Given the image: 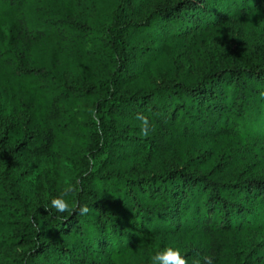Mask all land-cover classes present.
<instances>
[{
  "label": "trees",
  "instance_id": "obj_1",
  "mask_svg": "<svg viewBox=\"0 0 264 264\" xmlns=\"http://www.w3.org/2000/svg\"><path fill=\"white\" fill-rule=\"evenodd\" d=\"M253 15L264 0H0V264H264L230 251L264 228V175L220 148L263 141L264 63L203 58Z\"/></svg>",
  "mask_w": 264,
  "mask_h": 264
},
{
  "label": "rangeland",
  "instance_id": "obj_2",
  "mask_svg": "<svg viewBox=\"0 0 264 264\" xmlns=\"http://www.w3.org/2000/svg\"><path fill=\"white\" fill-rule=\"evenodd\" d=\"M12 22L13 17L0 16V47L3 49L10 47L8 27ZM204 34L203 58L207 61L221 59L240 63L244 59L255 57L264 63V19L256 15L246 19L236 16L225 19ZM0 114H6V112H0ZM262 140V142L257 141V147H251L249 139L240 136L226 137L220 146L224 153V158L221 161L225 162L224 164L231 167L236 173L245 169L247 173L253 175H264V139ZM211 146V139L193 141V144L189 145L190 148L197 147L201 150H210ZM211 158L216 161L214 154L211 155ZM47 168L51 169V165L43 162L42 169ZM252 208L264 219V204L255 203ZM257 229V231L252 232L239 230L233 233L234 240H230V251L235 250L232 253L239 252L238 258L240 260L251 249L264 252V228ZM173 250L174 244L163 245L160 248L159 245H156L151 251L150 257L161 259ZM138 255L134 254L133 258L123 260V263L139 264L140 261L145 260L143 256ZM234 256L236 257V255Z\"/></svg>",
  "mask_w": 264,
  "mask_h": 264
}]
</instances>
